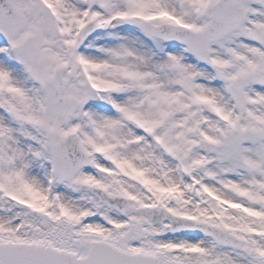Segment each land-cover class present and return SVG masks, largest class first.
I'll list each match as a JSON object with an SVG mask.
<instances>
[{
	"label": "snow or ice",
	"instance_id": "obj_1",
	"mask_svg": "<svg viewBox=\"0 0 264 264\" xmlns=\"http://www.w3.org/2000/svg\"><path fill=\"white\" fill-rule=\"evenodd\" d=\"M0 264H264V0H0Z\"/></svg>",
	"mask_w": 264,
	"mask_h": 264
}]
</instances>
